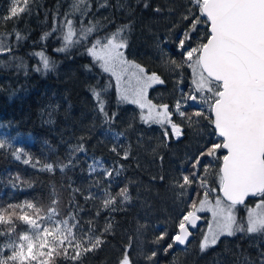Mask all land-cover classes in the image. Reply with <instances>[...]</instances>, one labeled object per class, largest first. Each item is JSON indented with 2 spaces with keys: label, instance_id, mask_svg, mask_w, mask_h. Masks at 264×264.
I'll list each match as a JSON object with an SVG mask.
<instances>
[{
  "label": "trees",
  "instance_id": "trees-1",
  "mask_svg": "<svg viewBox=\"0 0 264 264\" xmlns=\"http://www.w3.org/2000/svg\"><path fill=\"white\" fill-rule=\"evenodd\" d=\"M11 4L12 0H0V17L7 16ZM72 4L73 0H33L30 12L17 20L7 23L0 20V33H4L0 40L12 48L11 56L0 55V126L7 131L8 137L18 136L17 141L8 143L9 149L0 151V205L30 201L37 206H51V200H56L63 219L76 214L74 199L79 205L85 231L86 222L94 220L99 235L110 221L112 228L102 236L104 243L83 255L79 264H118L125 248L132 264H244L246 260L260 264L264 233L224 235L205 251L200 250L199 229L193 231L192 240L183 248L173 246L165 252L170 238L153 243L180 205L179 189L172 186L173 182L181 174L188 175L193 170L192 162L206 150L205 146L210 147L221 139L209 121L203 119L199 124H182L183 134L179 138L165 139L159 125L142 123L139 110L118 98L112 77L87 51L96 39L107 37L122 25H129L122 33L128 38V46L124 49L126 57L146 72H156L165 80L164 85L151 88L149 96L158 104L171 106L180 99L181 90L189 91L193 70L185 65L182 70L172 72L162 64L161 57L163 53L165 58L183 60L176 42L187 24L180 18L194 6L189 0H90L86 15L75 12L67 19L74 20L76 29L81 28V23L87 27L90 22H99L97 29L87 38L74 35L68 49L58 52L56 49L63 46L62 32L53 31V18L65 20V13L73 11ZM156 8L161 11L157 12ZM194 10L199 14L198 8ZM15 32L25 38L17 40ZM44 33L50 35L41 39ZM208 33V25L201 24L190 46H195ZM80 40L83 42L78 43ZM41 51L53 63L50 69L44 70L40 57L32 55ZM13 57L22 59L24 66L20 67V59ZM37 67L41 71H35ZM93 89L102 93L109 115L116 113L112 131L97 110ZM202 108L207 110L206 105L188 101L184 111L191 114ZM175 119L179 121L180 118ZM113 132L123 135L115 141ZM114 143L129 150L127 159L121 158L122 152L117 156L110 151ZM81 144L84 151L74 152L73 149ZM16 149L21 150L20 159L12 154ZM223 155L224 151L220 150L215 159L202 158L198 169L203 174L205 165L209 166L210 186L217 189V173ZM70 158L72 166L61 171L57 165L68 163ZM25 159L30 163L25 164ZM94 161H102L104 168L122 166V170L118 176L114 174L108 178L97 165V171L90 174L89 165ZM45 164H53L54 170H43ZM16 177L30 182V186L17 183L14 187L12 179ZM94 181H101V186L97 188ZM125 186L130 201L117 203L114 209L101 207V194L105 190L116 195ZM90 192L98 198L86 200ZM216 194L209 196V200H214ZM187 195H197L195 185ZM200 195L202 198V190ZM256 199L247 203L252 204ZM191 202L187 200L188 204ZM237 207L238 221L245 226V209ZM97 211H100L99 216ZM25 228L20 225L21 231ZM7 241V237H0V244ZM4 251L10 254L8 249ZM152 252H156V256L146 259ZM58 264L74 262L61 257Z\"/></svg>",
  "mask_w": 264,
  "mask_h": 264
},
{
  "label": "snow or ice",
  "instance_id": "snow-or-ice-1",
  "mask_svg": "<svg viewBox=\"0 0 264 264\" xmlns=\"http://www.w3.org/2000/svg\"><path fill=\"white\" fill-rule=\"evenodd\" d=\"M189 2L194 7L187 9L186 14L181 16V21L187 27L177 37L176 42L183 60L165 58L166 54L163 53L161 57L162 64L172 72L182 70L185 65L193 70L189 91L185 93L181 90L180 99L171 106L167 103L154 104L148 98L149 88L153 85H164L165 80L156 72L145 74L143 67L125 59L123 49L128 46V38L122 33H125L129 25H122L107 37L96 39L87 49L94 61L101 62L103 71L111 72L116 78L120 98L138 105L142 123L159 125L165 139L179 138L183 134L182 124H199L201 119L208 120L214 126L218 138H222L219 143L205 146L206 150L201 151L192 162L193 170L188 175L181 174L173 182L172 186L179 189L177 199L180 205L168 225L153 241L159 244L170 238L171 243L167 244L165 252L174 245H186L193 235L190 229L198 228V222L203 219L198 213L205 211L211 212L212 220L208 222L207 231L202 232L201 251L215 245L221 235L233 236L236 232L264 233V0ZM32 3L33 0H12L7 16L0 17V20L4 23L17 20L22 14L30 12ZM89 7L90 0H73V11L65 13V20L53 18V31L60 30L63 39V46L56 51H66L74 35L87 38L97 29L99 22H90L87 27L81 23V28L76 29L74 20L67 19L75 12L86 15ZM145 7L148 5L145 4ZM195 8L199 9V14L195 13ZM155 10L161 11L160 8ZM201 24L210 25L209 33L203 36L206 42L201 40L195 46H190L192 37L200 30ZM14 34L17 40L25 38L19 32ZM3 35L4 33H0V36ZM49 35L50 33H44L41 39ZM82 42L83 40L78 41ZM159 44L158 41V47ZM11 54L12 48L0 40V55ZM32 55L40 57L44 70L53 66L43 51ZM19 66H24L22 59ZM35 71H41V68L37 67ZM125 75L128 76V87L122 89ZM180 83L182 79L177 81L178 85ZM92 94L103 123L112 131L111 125L116 113L109 115L100 91L93 89ZM188 101L206 105L207 110L202 108L186 114L184 106ZM177 116L180 118L179 122L175 120ZM122 135L123 133L113 132L115 141ZM9 148L8 142L0 140V151ZM220 150H226L227 154L223 155V163L217 173V189L210 186L209 166L205 165L203 174L198 169L202 158L215 159ZM73 151L83 152V144L75 147ZM110 151L117 156H121L122 152V159H127L130 155L128 149H121L117 143L113 144ZM12 154L16 159L21 158L20 149ZM23 162L28 164L30 160L25 159ZM97 165L108 178L114 174L118 176L122 170V166L104 168L102 161H94L89 165L90 174L97 171ZM57 166L63 171L72 166V160L70 158L68 163ZM43 170L53 171L54 165L45 164ZM17 183L30 186L28 181H21L19 177L13 178L14 187ZM94 184L99 188L101 181H94ZM193 185L196 186L197 195L188 197L187 193ZM53 192L55 193V189ZM213 193H217L214 203L209 200ZM101 195L102 208L114 209L117 203L131 200L127 186L116 195L107 190ZM97 198L91 192L85 197L86 200ZM248 198H258L255 208L248 206ZM188 199L192 200L191 204L187 203ZM50 204L51 206H37L36 203L24 201L20 204L0 205V237L8 238L6 243L0 244V264H58L61 257L79 264L83 255L95 251L104 243L102 236L111 230L110 221L106 222L103 232L97 235L98 229L94 220L86 222L85 231V224L81 223L79 217V205L74 199L72 204L77 212L75 215L69 214L70 218H61L62 213L56 207V200H51ZM237 206L243 207L247 212L246 227L238 221ZM99 215L100 211H97V216ZM20 225L26 226L25 230L21 231ZM4 249H8L10 254L5 253ZM156 254L152 252L146 259L151 260ZM260 256V264H264V252ZM118 264H132L127 248ZM244 264H252V261L246 260Z\"/></svg>",
  "mask_w": 264,
  "mask_h": 264
},
{
  "label": "rangeland",
  "instance_id": "rangeland-1",
  "mask_svg": "<svg viewBox=\"0 0 264 264\" xmlns=\"http://www.w3.org/2000/svg\"><path fill=\"white\" fill-rule=\"evenodd\" d=\"M123 51H124V49H123ZM125 59L129 60V59L126 57V55H125ZM130 61H132V60H130ZM98 62H99V61H98ZM132 62H134V61H132ZM134 63H136V62H134ZM136 64H137V63H136ZM99 65H100V67H101V62H99ZM140 66H141V65H140ZM141 67H142V66H141ZM101 69L103 70L102 67H101ZM107 74H109V75L112 77V79H113L114 86H115V90H116V93H117L118 98H119L121 101H123V102L130 103L129 101H125V100H122V99L120 98V96H119V94H118V92H117L116 78L112 75L111 72H108ZM145 74H151V73H148V72H146V70H145ZM123 80H124V82H122V84H121V88H122V89L128 87V84H127L128 76L125 75L124 78H123ZM133 83H134V82H133ZM149 90H150V88H149ZM149 90H148V93H149ZM148 98H149V95H148ZM149 99H150V98H149ZM150 100H151V99H150ZM152 102H153V101H152ZM130 104L134 105V106L139 110V112H140V114H141V109L138 107V105L133 104V103H130ZM154 104H155V103H154ZM145 114H146V110H145ZM0 138H1L2 140H4V141L8 142V143H14L15 141H17L18 136H15V137H8V136H7V131H6L3 127L0 126ZM210 201H211L212 203H214V202H215V199H214V200H210ZM257 203H258V198H257L252 204H248V206H249V207H253V208H255V206H256ZM257 211H260V210L257 209ZM198 215H201V216L203 217V220H205L204 224H203V225H200V226L198 227V229L201 231V238H202V232H206V231H207V229H208V222L212 220V215H211V212H208V211H205V212H203V213H198ZM238 215H239V209H238V211H237V218H238ZM243 216H244V219H245V227H246V226H247V212H246L245 210H244V212H243ZM222 236H224V235H221L220 237H222Z\"/></svg>",
  "mask_w": 264,
  "mask_h": 264
},
{
  "label": "water",
  "instance_id": "water-1",
  "mask_svg": "<svg viewBox=\"0 0 264 264\" xmlns=\"http://www.w3.org/2000/svg\"><path fill=\"white\" fill-rule=\"evenodd\" d=\"M210 30V25H208V31ZM206 42V41H205ZM213 128H214V126H213ZM216 133V132H215ZM216 135H217V133H216ZM221 140H222V138H220ZM224 151V155H226L227 154V151L226 150H223ZM222 163H223V161H221V164H220V167L222 166ZM222 195V194H221ZM250 199H253V198H248L247 199V201L248 200H250ZM200 222L201 221H199L198 222V225H200ZM192 232L195 230V229H190ZM192 237H193V235L190 237V239H189V241L186 243V245H174L175 247H181V248H183V247H185V246H187L188 244H189V242L192 240Z\"/></svg>",
  "mask_w": 264,
  "mask_h": 264
},
{
  "label": "flooded vegetation",
  "instance_id": "flooded-vegetation-1",
  "mask_svg": "<svg viewBox=\"0 0 264 264\" xmlns=\"http://www.w3.org/2000/svg\"><path fill=\"white\" fill-rule=\"evenodd\" d=\"M124 53H125V52H124ZM154 86H155V85H153L151 88H153ZM151 88H150V89H151ZM149 92H150V90H149ZM149 98H150V96H149ZM150 99H151V98H150ZM151 100H152V99H151ZM152 101H153V100H152ZM153 103L159 105L158 103H156V102H154V101H153ZM175 120H176V122H179L177 119H175ZM202 221H203V219L201 220V222H202Z\"/></svg>",
  "mask_w": 264,
  "mask_h": 264
}]
</instances>
